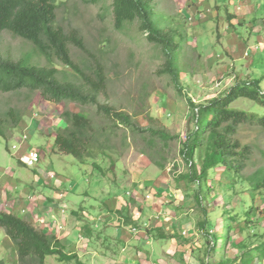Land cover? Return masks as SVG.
<instances>
[{"label":"rangeland","instance_id":"rangeland-1","mask_svg":"<svg viewBox=\"0 0 264 264\" xmlns=\"http://www.w3.org/2000/svg\"><path fill=\"white\" fill-rule=\"evenodd\" d=\"M112 2L113 0H90L88 3L80 0H57L56 24L65 31L75 29L81 35L87 50L103 65L107 77L106 96H99L100 103L131 115L136 131L131 132L130 129L113 124L108 118L97 113L93 105L62 101L57 104L50 103L52 107L47 110L46 105L49 102L42 98L38 91L29 92L22 89L0 93V119L3 122V136H0V175L4 174L2 172L7 173V170L14 174V171L24 172L31 182L32 169L37 166V163H34L36 156L32 153L34 157H29L32 168L22 163L18 156L19 153L23 155L26 146H30L34 150H40L38 166L44 169L51 166L58 180L61 177L82 191L95 181L89 173L97 172L104 177L106 191L112 189L113 193L119 192L115 196L119 195L121 199L124 194L126 199L130 198L131 185L136 181L132 173L147 166L152 171L143 174L141 179L146 178L165 185L168 194L161 193V201L164 207L171 206L170 210L174 212L172 215H176L174 230L179 247L183 251L180 259L182 264H201L203 260L209 264H219L221 259L233 260L236 258L238 244L246 246L243 252L250 248L252 254H256L254 248L264 241V214L259 212L264 210V195L253 193L258 209L253 211L248 223H245L246 217L232 220L231 214L227 212L238 209L244 199L249 201L250 191L247 185L237 177H226L223 168L216 169L201 186L181 181L179 176L187 171V167L180 156V150L186 134L194 128L188 100L193 104L206 103L223 97L236 84L249 83L252 80H259L264 94V48L257 55L250 57L255 61L253 67L258 66L259 71H239L238 68L247 61L240 59L228 60V63L234 65H231L229 72H220L222 64L215 65L205 59L209 55L219 56L224 53L226 43L221 41L218 44L216 35L219 32L224 36L227 24L219 26V31L214 27L206 28L201 34L202 32L196 29L198 23L194 22L193 15L187 17L179 13L180 0H153L152 19L155 26L174 30L176 35L178 48L174 58L180 75V92L168 76L158 74L164 64L162 50L147 41L146 34L139 30L137 21L126 24L119 31L114 28ZM193 3L192 0H187L186 7H194L196 3ZM186 23L193 25L186 28ZM234 30V34L240 37L242 43L249 40L248 43L245 42L247 45H254L258 39L255 36L249 38L250 30L242 26H234ZM195 37L197 40L193 44ZM0 52L4 57L16 61H27L38 67L56 68L58 80L61 82L80 81L57 59L51 58L50 62L47 61L32 43L14 37L9 32H2L0 35ZM70 53L72 59L84 71L92 70V59L86 53L73 45H70ZM195 53L200 54V57L196 59ZM230 107L251 113L257 118L264 117V107L245 98L236 99ZM9 110H13L15 116L20 119L17 125L8 116ZM64 113L82 114L91 121L92 129L85 133L88 142L83 160L57 153L53 138L43 137L38 133L33 138L31 132H26L27 129L23 126L32 119L40 120L39 117L44 114L54 120L64 121ZM61 124L66 128L64 131L60 129L52 133L53 136L57 133L66 134L71 129L70 124ZM161 128H165L175 139L164 145L160 138L149 133L150 130ZM24 133L27 136L26 141L22 138ZM234 137L242 146L251 149L250 159L241 178L247 181L254 175H263L264 130L257 125L244 124L237 128ZM155 162L162 163L164 169L150 167ZM48 177L50 178V174ZM108 182H113L114 185L111 187ZM11 187L10 190L15 192L14 194L22 190L19 184L13 183ZM13 187H16V191ZM197 195L203 200L202 207L195 200ZM19 197L14 199L15 207L20 204L17 202ZM34 198L37 199L35 193L26 196V201L32 203L30 206L33 207L36 202ZM9 199H12V194H9L8 190L6 200ZM6 206L0 200L1 212H6ZM30 206L29 208H33ZM28 212V208L23 207L19 213L25 217ZM30 217L32 222L26 220L34 226L36 224L37 229L44 226L37 215L30 214ZM60 229L62 230L61 225ZM224 231L230 234V243L225 245L224 252H219L218 249L214 251L215 245L219 246L221 243L216 236L219 237ZM237 256L239 257L240 253ZM0 264L37 262L34 259L20 262L14 244L6 238L0 228ZM44 264H59V261L56 257H47ZM252 264H264V260L255 259Z\"/></svg>","mask_w":264,"mask_h":264},{"label":"trees","instance_id":"trees-1","mask_svg":"<svg viewBox=\"0 0 264 264\" xmlns=\"http://www.w3.org/2000/svg\"><path fill=\"white\" fill-rule=\"evenodd\" d=\"M88 3L90 0H80ZM57 0H0V35L9 32L14 37L32 43L36 50L50 62L57 59L68 68L79 83L58 80V69L38 67L27 61L13 60L4 57L0 52V93L27 90L38 91L47 102L57 104L70 101L82 105H93L97 113L108 118L113 124L135 132L133 118L123 110L105 103H100L99 96H106L107 77L103 65L87 50L83 38L77 30L65 31L56 24ZM154 13L153 0H113V26L122 30L126 24L137 21L139 30L146 34V39L161 48L164 64L158 70L159 75L168 76L181 92L180 75L177 72L174 53L178 48L174 30L156 27L152 16ZM70 45L86 53L92 59V70L84 71L73 59ZM259 80L249 83L236 84L223 97L215 98L202 104H193L188 100L191 110V121L194 128L186 134L182 141L180 156L187 171L179 176L181 181L201 186L218 168H223L226 177L241 179L250 191L249 201L243 200L238 209L227 212L232 220L246 217L245 223L254 210V192L264 195V174L254 175L247 181L241 174L251 156V149L242 146L235 138L240 125H257L264 130V117H255L251 113L230 107L238 98L251 100L264 107V94L259 86ZM17 125L20 122L13 110L7 112ZM65 123L71 125L66 134L57 133L53 144L56 150L64 155H70L83 160L87 152V131L92 129L91 121L82 114L64 113ZM68 122V123H67ZM2 120L0 119V136ZM153 137L160 138L164 145L175 138L165 129L150 130ZM159 168H164L160 162H155ZM197 204L202 207L200 195L195 197ZM255 204V205H254ZM264 214V210L259 211ZM207 213V212H206ZM205 213V214H206ZM0 228L6 238L14 244L17 258L20 262L34 259L37 264H44L47 257H56L59 262H69L76 259L75 255L64 252L55 236L47 235L37 229L26 219L9 212L0 211ZM241 230V228H240ZM220 244L215 245L214 251L224 252L225 245L230 243V234L224 231L216 236ZM238 257L233 260H220L219 264H252L257 259L264 260V241L254 248L256 254L243 244L236 246ZM242 250V252H241ZM206 255H208L206 253ZM238 257V259H237ZM201 264H209L202 261Z\"/></svg>","mask_w":264,"mask_h":264},{"label":"crops","instance_id":"crops-1","mask_svg":"<svg viewBox=\"0 0 264 264\" xmlns=\"http://www.w3.org/2000/svg\"><path fill=\"white\" fill-rule=\"evenodd\" d=\"M186 1L180 0L179 13L187 17L193 15L194 22L198 23L196 29H199L201 34L206 28L214 27L219 31V26L227 24L224 36L219 32L215 34L218 44L221 41L226 43L224 53L219 56L209 55L206 61L210 60L215 65L222 64L220 72H229L231 65L234 64L228 63V60L245 59L247 61L238 68L239 71L248 69L251 72L259 71L258 66L253 67L255 61L250 57L257 55L264 48V0H197V2L192 0L196 5L188 8ZM192 23H186L185 27H191ZM237 25L250 30L249 38L253 36L258 38L254 45L245 43L249 40L242 43L240 37L234 34V26ZM196 40L195 37L193 44ZM195 54L196 59L200 57V54ZM51 107L50 103L46 105L47 110ZM39 118L40 120L32 119L23 125L27 129L26 132L28 130L31 132L33 138L38 133L54 140L55 136L52 133L60 129L64 131L66 128L61 124L65 121L54 120L47 114ZM57 126L59 128H55ZM24 135L25 133L22 138ZM39 151L26 146L23 155L17 153L24 164L30 160L29 157H34L32 153L35 154L34 163H37V166L32 169L33 178L30 182L29 176L24 172L14 171L15 174L11 170H7V173L2 172L4 174L0 175V194H3L0 200L7 205L6 212L31 222L30 214L37 215L40 223L44 225L41 230L47 235L55 236L65 253L76 256L72 261L59 264H182L180 259L183 251L179 247L174 230L176 215H172L174 212L170 210L171 206L166 208L161 201V193H167L165 185L146 178L141 179L143 174L152 171L147 166L132 173L136 181L131 185L130 198L125 199L123 194L120 199L119 195L115 196L119 192L105 190L104 177L97 172L89 173L95 181L82 191L61 177L58 180L51 166L46 169L38 166ZM154 165L150 167L164 169L159 168L156 163ZM29 166L32 168V164ZM49 174H54L52 180L48 177ZM13 183L21 186L22 190L18 194L10 190ZM108 183L111 187L114 185L113 182ZM13 188L16 191V187ZM8 190L9 194H12L9 201L6 200ZM32 193L37 195V199L34 198L36 200L34 207L30 206L32 203L26 201V196ZM61 194L62 198L59 197ZM18 196L20 197L17 202L20 204L15 207L14 199ZM146 196L149 198L146 199ZM23 207L29 211L25 217L19 213ZM135 213L138 215L135 216ZM60 225L62 230H59ZM132 227L137 229L136 234L132 233Z\"/></svg>","mask_w":264,"mask_h":264},{"label":"built area","instance_id":"built-area-1","mask_svg":"<svg viewBox=\"0 0 264 264\" xmlns=\"http://www.w3.org/2000/svg\"><path fill=\"white\" fill-rule=\"evenodd\" d=\"M26 139H27V136L24 135V136H23V140H26ZM26 164L31 165V160L26 161ZM50 178L53 179V178H54V174H50ZM59 197L62 198L63 195L61 194ZM148 198H149V196H146V199H148ZM134 215L136 216V215H138V213H135ZM33 222L36 223L35 220H33ZM34 223H33V224H34ZM35 225H36V224H35ZM131 231H132L133 234H136V233H137V229H136V228H133V227H132V228H131Z\"/></svg>","mask_w":264,"mask_h":264}]
</instances>
